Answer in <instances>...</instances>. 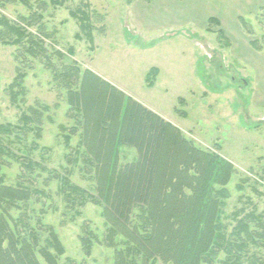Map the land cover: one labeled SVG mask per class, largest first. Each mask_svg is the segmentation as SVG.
Here are the masks:
<instances>
[{"label": "rangeland", "instance_id": "rangeland-1", "mask_svg": "<svg viewBox=\"0 0 264 264\" xmlns=\"http://www.w3.org/2000/svg\"><path fill=\"white\" fill-rule=\"evenodd\" d=\"M42 1L47 6L41 10ZM33 11L43 18L36 26L43 24L49 35L53 67L0 42V127H14L5 142L19 158H6L1 175L8 185L22 181L33 190L29 204L10 213L42 230L40 248L48 243L44 229L53 228L64 248L57 264H114L116 258L106 240L103 207L68 203L71 187L98 196L85 146L86 122L69 105L65 77L59 74L74 65L81 78L88 70L124 96L153 106L194 147L234 166L222 214L226 233L242 217L264 214V0H65L59 6L50 0H10L0 16L19 21ZM82 12L89 17L84 24L78 18ZM210 18L218 23L209 24ZM255 39L261 51L250 45ZM18 67L27 76L13 102L9 91ZM152 68L159 76L149 88ZM136 158L133 148L119 149L121 163ZM25 161H32V171ZM39 219L44 226L37 225ZM86 231L92 239L89 252L82 241ZM225 258L221 253L217 259ZM137 259L143 264L141 254ZM148 264L165 263L156 258Z\"/></svg>", "mask_w": 264, "mask_h": 264}, {"label": "trees", "instance_id": "trees-1", "mask_svg": "<svg viewBox=\"0 0 264 264\" xmlns=\"http://www.w3.org/2000/svg\"><path fill=\"white\" fill-rule=\"evenodd\" d=\"M9 1L0 0V8ZM64 1L50 0L54 6ZM39 5L41 10L47 6L43 1ZM78 18L84 24L89 17L82 12ZM18 20L0 16V42L22 49L26 58L45 59L47 68L52 70L46 49L49 35L43 24L36 26L42 16L33 11ZM212 23L218 22L210 18L209 24ZM36 27V33L31 31ZM218 33L223 35L221 29ZM258 41L252 40L250 45L261 51ZM16 74L9 91L13 102L21 95L27 76L21 67ZM59 74L65 77L69 105L80 111L86 122L89 142L85 146L98 182L97 198L71 187L68 203L92 202L103 207L109 226L108 247L116 249L114 264H137L140 254L143 264L156 258L165 264H264V214L253 212L242 217L230 235L224 230L222 214L229 198L226 187L235 173L230 162L194 147L171 123L94 73L87 70L81 78L74 65ZM157 75L158 69H151L146 77L149 88L155 85ZM24 119L26 125L33 121ZM13 128L0 127V264H41L37 253L47 264H57L64 248L53 228L44 229L48 243L40 248L42 230L10 213L13 209L22 210V205L27 206L33 198V190L24 182L8 185L1 175V169L7 166L6 158L19 160L5 142ZM103 141L111 144L105 147ZM122 146L135 149L137 158L121 163ZM24 163L33 170L32 161ZM37 225L44 226L41 219ZM82 241L89 252L92 239L87 231ZM221 253L226 256L224 261L217 259Z\"/></svg>", "mask_w": 264, "mask_h": 264}, {"label": "crops", "instance_id": "crops-1", "mask_svg": "<svg viewBox=\"0 0 264 264\" xmlns=\"http://www.w3.org/2000/svg\"><path fill=\"white\" fill-rule=\"evenodd\" d=\"M196 35H197V38L199 37V32H196L195 33ZM159 41H161V40H159ZM183 52V51H182ZM153 69V68H152ZM157 69V68H156ZM159 74H160V71H159ZM158 76L159 75H157V77H156V80H155V85H156V83H157V78H158ZM132 99L133 100H135V101H137L136 99H134L133 97H132ZM137 102H139V101H137ZM140 104H142L143 106H145L146 108H148L149 110H151V111H153L154 113H156L157 115H159L161 118H163L166 122H169L170 123V121L167 119V117L164 115V114H162V113H160L156 108H154L153 106H149V105H147V104H145V103H142V102H139ZM174 125H176V124H174ZM135 150V149H134ZM136 151V150H135Z\"/></svg>", "mask_w": 264, "mask_h": 264}]
</instances>
